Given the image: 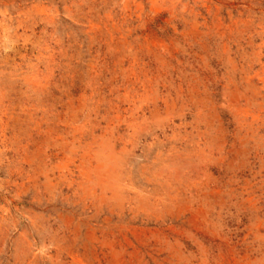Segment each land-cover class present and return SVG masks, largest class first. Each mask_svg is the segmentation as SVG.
I'll return each instance as SVG.
<instances>
[{
  "label": "rangeland",
  "instance_id": "rangeland-1",
  "mask_svg": "<svg viewBox=\"0 0 264 264\" xmlns=\"http://www.w3.org/2000/svg\"><path fill=\"white\" fill-rule=\"evenodd\" d=\"M0 264H264V0H0Z\"/></svg>",
  "mask_w": 264,
  "mask_h": 264
}]
</instances>
